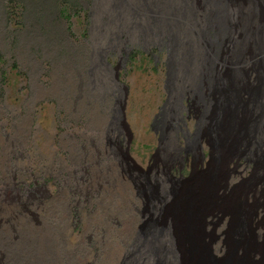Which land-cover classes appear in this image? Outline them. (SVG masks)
Instances as JSON below:
<instances>
[{"label":"rangeland","instance_id":"obj_1","mask_svg":"<svg viewBox=\"0 0 264 264\" xmlns=\"http://www.w3.org/2000/svg\"><path fill=\"white\" fill-rule=\"evenodd\" d=\"M207 2L210 1L0 0V264H128L136 253H141L135 256L139 264L150 262L145 257L146 244L140 252H135L133 247L135 229L140 226L138 232H144L141 228L152 219L157 220L158 226L161 224L157 211L151 212L149 208L151 193L142 191L141 187L147 184L143 183L142 174L129 165L127 175L116 161L112 163L116 170L112 176L119 180L100 184L96 193L92 187L93 192H85L89 178L84 171L88 169L85 165L76 169L60 148L69 139L82 146L99 148L106 137L116 100L119 109L123 108V119L131 134L132 161L145 169L157 149L154 170L160 174L158 188L162 189L164 183L174 197L176 193L179 196L193 189L192 196L198 197L194 212H190L197 241L195 249L185 244L186 251L200 253L202 261L206 260L207 252L219 260L226 259L231 251L233 255L236 253V259L242 257L250 242L246 240L244 251L238 243L240 226L254 235L259 245L264 242V98L259 97V91L255 98L257 110L251 113L254 119L243 121L249 143L239 144L234 158H225L220 152L217 163L214 151L209 156L206 143L211 139L204 130L200 135L201 152L191 146L203 108L188 120V133L193 136L189 138L188 148L182 139L180 146L192 149L182 175H174L177 180L166 177L168 150L175 146L172 138L158 146L157 136L151 130L167 93L172 91L174 64L186 79H195L203 71L207 46L215 41V31H208V36L196 34V24L204 19L209 7ZM242 5L243 0H239L238 7L228 11L230 21L236 25L231 30L233 40L238 43L243 33L238 26ZM167 7L170 12L164 11ZM161 18H167L165 23H181L185 42L179 53L183 49L187 60L184 68L179 67L183 63L179 55L172 54L175 38L169 40L153 31L154 27L160 28L156 20ZM119 26L125 27L126 35L114 30ZM224 46L220 49V59L213 61L220 68L233 69L224 61L228 53ZM249 49L250 60L245 62L249 86L246 90L255 91L258 76L253 62L264 59V52L258 53L253 46ZM254 53L256 56L252 57ZM191 96L184 90L179 100H192ZM247 98L240 101L241 106L253 110ZM177 108L172 107L175 112ZM174 114L169 113V117ZM253 123L256 126L262 123L260 129ZM251 125L257 128L254 132L261 139L246 136ZM62 168L66 169V175L75 170L77 174L72 178L64 175L71 184L60 191ZM14 169L22 193L29 187L45 188V196L50 194L45 206L56 209V213L51 210L47 218L32 213L31 208L25 211L13 202ZM130 177L136 179L135 186ZM76 181L78 187L74 186ZM34 182L38 184L33 186ZM142 200L146 210L154 215L145 220L132 209V202L139 205ZM140 207L136 208H144ZM134 219L141 220L139 225ZM132 223L138 226L134 229ZM170 247L177 253L178 245L171 243ZM250 256L254 263L260 260L252 251ZM159 264H165L164 260Z\"/></svg>","mask_w":264,"mask_h":264},{"label":"bare ground","instance_id":"obj_2","mask_svg":"<svg viewBox=\"0 0 264 264\" xmlns=\"http://www.w3.org/2000/svg\"><path fill=\"white\" fill-rule=\"evenodd\" d=\"M209 1L210 2H207L209 4V7L206 9L204 19L202 21H200L201 19H199V22L196 24V28H197L196 34L203 35V33H206V35L208 36L207 34L208 31H215L214 34L215 41L207 46V54L204 55V63L202 64L203 71L200 70L202 73L198 71L201 74L196 76L195 79H193L192 77L186 79L183 76L184 74H182V71H180V69L175 65L176 63L174 64V71L171 78L172 86H173L172 91L170 90V92L167 93L168 97L161 110V114L155 116L153 120V124L151 125L152 132L155 134V136H157L158 146L161 145L162 141H166L167 143L169 138H172V143L175 145L174 146L175 148L173 147L170 151L168 150L169 167L166 171V177L170 179L175 178L174 175H176V173L181 176L183 169L186 167L187 162L189 161L188 153L189 151L191 152L192 148L191 149L181 148L180 140L181 139L183 140V144L185 147H187V145L190 143L189 138H191L193 135L190 136L188 133L187 122L195 114L198 113L200 114L201 108H203V112L200 114L199 117L200 120L196 124L197 130H195L196 132L194 134V141L191 144V146H195L197 148V151H199L200 153L203 146L202 145L203 142H201L200 135L203 130L204 132L206 131V134L208 133L207 135L211 139L210 140L211 142L209 141L210 143L209 142L206 143L210 151L209 156L211 155L212 151H214L215 159L218 163L220 162V158L216 157L218 153L220 152L221 154L223 153L222 154L223 157L224 155H226L225 158L227 156L228 158L229 156L230 158L232 157L234 158L236 155L235 148L239 144L247 145V143H249L245 138L246 128L244 127L246 126L244 125L243 121H245V119L246 121L254 119L252 117V114L254 112V109H256L257 107L256 105L257 101H255V98L258 96V94H256V92L259 91V95H260L259 97L264 98V59H259L253 62V64L256 67V74L258 76L257 84H255L254 87L255 91L250 90L248 88L246 90V87L249 86L247 84V80H248L247 79L248 75L246 70L247 64L245 65V62L250 60L249 58L250 46H253L254 50L255 51L257 50L258 53L264 52V0H243V5L241 7L240 17L238 22V26L239 28L242 29L243 33L239 43L233 40L234 35L232 34L233 32L231 30H233V28H235L236 25H234V23L230 21V16H229V12L233 11L232 9L238 7L239 0H209ZM162 3L168 4L167 1H163ZM172 3L170 4L174 5ZM200 7L201 6H199V9ZM164 11L170 12L171 9H168L167 7L164 9ZM164 14L165 13H163V16ZM166 16H168V14ZM166 19L161 18L160 21H158L157 19L156 21L160 24V28L158 27L159 29L157 28L156 30V28L154 27L153 31L158 35L166 37L169 40L175 38L174 39L175 43L176 42L177 43L176 45H174V49L172 48L173 49L172 54L174 56L179 55L180 59L182 60V61L180 60V62H183L179 64V67L182 66V68H184V66L187 63V60L184 59L185 54L183 52V49H182V53H179L181 48H183L182 43L185 42L182 39L183 38L182 36L184 35V31L182 30L183 28L180 25L181 23L179 24L178 22H177L178 24H173L172 21L171 23H165L167 22ZM191 20L193 21V19ZM114 30L121 31V33L124 34L127 32L124 26L116 27V29ZM111 31H113V29H111ZM225 43L226 46H224ZM221 46H224L223 50L228 51V53L224 56V61L229 65L233 66L234 67L233 69L220 68L217 64L214 63L213 59L214 60L220 59ZM227 46L230 47H228L227 49ZM190 51H188V53ZM254 56H256V53H254L252 57ZM183 77L186 79L185 83L184 81H182ZM181 90L183 91L181 92ZM184 90H188L189 94L193 96V98H191L192 100L189 99L187 101L179 100L180 95H182ZM201 90H205V93H202ZM246 96L248 97L247 99L250 100L253 110H251L250 108L244 110V108L241 106V102H242L241 100L245 101ZM204 98L207 99V103L203 102L205 101ZM119 105H120L119 100H116V104L114 108L113 109L110 108L112 109L111 120L109 123H107L106 133H105L106 137L102 145L99 146V148L97 147L93 148V145L88 147L82 146V144L79 145L78 142H76V140H70V139L67 140L65 144L63 145L61 144L60 148L62 149L63 155L66 157V159L69 161V163L72 166L80 170L79 168H81L82 165H85V168L88 169L85 171L83 170L84 174L87 175V177L89 178V180L87 181L88 186L84 190L85 192H87L88 190L90 192H93L94 190L96 193L99 190L100 184L102 183L114 184V182L118 181L119 179H116L115 178L116 176L115 177L112 176L115 170V169L113 170L112 168L113 165L112 163L116 161H117L116 163H118V166H120V169H122L121 171L125 172V174L126 173L127 175L130 174V167L142 174L145 181L143 183L147 182V184H144V186L141 187L142 191L146 189L148 192L151 193L152 197L150 198L151 201L149 204V208L151 212L157 211L156 216H158V221H160L161 224H159L158 226L157 220L152 219L150 221H147L144 224V226L141 228L143 229L144 232H141L142 230L138 232L140 226L138 227V229H135V226H138L141 220L139 221H137V219L133 220V222L136 221L138 222V225L132 223L135 231L137 230V235L134 239V245H133L135 252H140V248L144 247V245L146 244L144 251L147 262L150 260L148 264H159V262L163 260L165 264H264V242L259 245L255 241L254 235H251L249 232H247V230L244 229V226H240L238 229L237 232L238 243L241 245L242 249L246 251L247 249L246 240L248 239L250 242V248L249 250L246 251L245 254H243L242 257H238L236 259L234 257L236 253H234L233 255L232 251L230 250L231 253L230 252L227 253L226 259L223 258L219 260V259H214V257H210V255H208L209 253L207 252L206 260L204 261L203 259L202 261L201 259H199L200 253L194 251H186L187 248L185 244H189L193 247V249H195L194 244L197 241V238L194 237L193 235L194 220L190 212L191 210L193 211L195 209L194 204L195 203L198 204L197 202L198 197L194 198L192 196L194 193L193 189H190V191L187 190L185 191V194H180L179 196L176 193V196L174 197V193L171 194L170 191H167L168 188L165 187L164 183H162L163 185L162 189L158 188V186H161V180L159 177L160 174L159 172L157 174L156 171L154 170V162H157V159H155L156 154L154 153L157 151V149L153 154H151L145 169L138 167L132 161L130 156L131 151L129 149L130 148L129 141H131L130 140L131 134L127 124L124 122L123 119L124 116L123 108L119 109L120 107ZM174 105H176L179 108L176 109V112L174 109H172V107L174 108ZM169 113L172 114L175 113V114L172 117H169L170 116ZM254 124L255 123H253L252 125ZM261 124L262 123H260L259 126H261ZM252 125L249 126L250 130H248V133L246 135L249 138L251 137V139L253 136L257 138L260 135L259 133L254 132V130L257 131V128L259 126L254 125L257 128L253 129ZM183 128H185V130H183ZM262 137L264 138V136ZM254 143H256V141ZM14 147L16 146L14 145ZM249 152L251 151L249 150ZM13 158L14 160L15 159L17 160V157L13 156ZM211 158L213 157L211 156ZM60 159L61 157H59V160ZM129 165L132 166L129 167ZM65 168H62L60 170L62 176V181L60 184L61 186L59 189L60 191L63 190V188L66 187L67 184H71L70 182L67 183L66 177H64V175H66L67 173ZM16 169H18L17 166ZM15 171H16L15 169L14 171H12L13 186H14L13 197H12L13 202L16 203L17 206L24 208L25 211L27 208H31L32 213L36 215H43L44 217L47 218L50 216L51 210L54 211L53 213H56L55 211L56 209L47 208L45 206V201L48 200V198L50 197L49 193H47V196H45V192H44L45 188L38 189V187H33L31 190V188L29 187L28 189H26L27 192L24 190L26 192L25 194L22 193L23 189L19 188L18 186L15 177L16 173H14ZM76 174H77V170H75L72 173L69 172L66 176L72 178L74 177L73 175ZM145 177H149L150 179L148 178L146 179ZM130 179L135 186L136 179L131 177ZM175 180L177 179L175 178ZM148 181H154L156 184L152 185L153 183L150 184L148 183ZM37 184H38L37 182H34L33 186ZM74 186L78 187L77 181L76 183H74ZM91 187L93 190L91 189ZM91 197L94 196L91 194ZM172 197L173 200L171 201ZM141 205L144 206L142 210L140 209ZM138 206L140 207L139 209L136 208ZM132 209L135 211L134 214L139 213L142 220L154 216L149 210L148 211L146 210L145 202H143V200L139 205L134 204L132 202ZM34 211H38V212L35 213ZM232 219L233 217H230V220ZM171 243H175V246L178 245L177 253L172 252L171 249L172 247H170ZM251 251L260 256V260L258 262L254 263L252 259L253 255L250 256ZM140 254L136 253L134 256L132 255L133 257L128 262V264L130 263L139 264L137 262V259L135 258L140 256Z\"/></svg>","mask_w":264,"mask_h":264}]
</instances>
